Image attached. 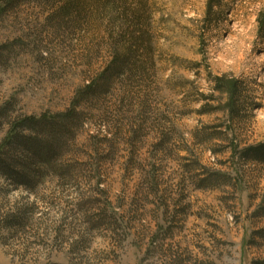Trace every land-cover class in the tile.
<instances>
[{
    "label": "rangeland",
    "instance_id": "1",
    "mask_svg": "<svg viewBox=\"0 0 264 264\" xmlns=\"http://www.w3.org/2000/svg\"><path fill=\"white\" fill-rule=\"evenodd\" d=\"M31 117L65 129L0 176V264L264 259V0H0V146Z\"/></svg>",
    "mask_w": 264,
    "mask_h": 264
},
{
    "label": "trees",
    "instance_id": "2",
    "mask_svg": "<svg viewBox=\"0 0 264 264\" xmlns=\"http://www.w3.org/2000/svg\"><path fill=\"white\" fill-rule=\"evenodd\" d=\"M63 11H65L64 13L69 11L68 3ZM138 39H141V37ZM138 39L134 40V42ZM136 47L133 44L130 51L135 52L134 49ZM121 62L117 63L121 64ZM123 68L124 63L122 66L119 65L117 67L118 70ZM107 79H105L103 86L107 84ZM65 116V122L74 118L72 111ZM63 125L59 124V122H54L51 118L46 119V117L42 119L31 117L18 122L12 129L11 134L0 146V176L10 179L16 187L23 186L31 190L34 189L38 183L45 179L46 164L49 161V156L57 147L56 139L51 142L50 138L45 139V137L41 136L50 133V130L54 131L53 136L57 133V130L62 132L65 129L64 127L63 129L61 128ZM32 128L35 130L34 134L24 132V130H32ZM15 217L14 215L7 218L5 221L6 225L11 227L16 223ZM254 264H264V259L257 260Z\"/></svg>",
    "mask_w": 264,
    "mask_h": 264
}]
</instances>
